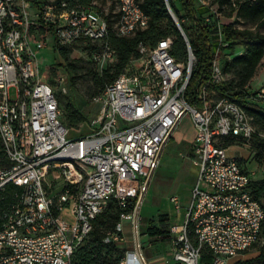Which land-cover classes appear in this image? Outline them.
<instances>
[{
  "label": "built area",
  "instance_id": "obj_1",
  "mask_svg": "<svg viewBox=\"0 0 264 264\" xmlns=\"http://www.w3.org/2000/svg\"><path fill=\"white\" fill-rule=\"evenodd\" d=\"M94 1L0 0V264H76L73 254L96 216L112 200L126 209L128 199L135 200L133 208L120 214L104 241L122 243L121 222L129 219L132 248L123 249L118 264H148L138 211L162 150L185 116L193 125L196 179L183 223L169 227L172 262L165 264H200L203 249L211 252V264H227L257 244L264 264V211L249 189L252 172L223 145L229 138L248 148L256 130L232 97L210 87L225 82L222 65L233 55L224 41L221 12L207 4L209 12L201 17L217 51H224L212 61L194 105L186 102L185 91L195 57L183 33L185 60L171 54L172 38L165 37L152 47L140 45L139 55L92 98L100 108L89 121L90 132L80 134L60 121L56 90L66 93L67 74L57 73L55 90L41 77L38 54L50 36L58 47L101 42L109 31V11L99 10ZM114 1L117 36L129 37L147 26L139 0ZM8 16H16L15 26H7ZM92 58L104 66L115 61V52L103 45ZM241 92L264 102V92L254 94L249 85ZM60 154L78 156L82 171L71 165L49 168L48 160ZM76 190L84 191L83 200H76ZM170 202L179 209L176 196Z\"/></svg>",
  "mask_w": 264,
  "mask_h": 264
},
{
  "label": "trees",
  "instance_id": "obj_2",
  "mask_svg": "<svg viewBox=\"0 0 264 264\" xmlns=\"http://www.w3.org/2000/svg\"><path fill=\"white\" fill-rule=\"evenodd\" d=\"M82 3H88L92 0H80ZM178 2L181 6V11L187 17H190L194 22V32L190 36L183 24L179 20V12L175 7ZM227 2L230 14H235L242 19L244 23L249 24V27L237 28L231 25H223L224 41L230 43V47L241 45L244 50L242 54L235 55L231 60L223 62L222 70L224 73L233 71L238 78V86L235 91L228 85L211 84L219 96L232 97L236 103L253 118L254 124L264 132V102L247 99L241 92V89L248 84L249 80L254 75L260 61L264 56V32L260 28L264 27V0H217L221 6ZM169 7L179 20V24L183 30L187 42L195 57V64L191 73L186 91L185 100L189 105H194V96L199 86L203 85L209 79L211 72V64L215 58L223 55V48L217 51V44L211 37V31L207 26L203 25V20L197 15L194 10L193 0H167ZM140 7L144 14L148 17V24L144 29L137 30L132 36L119 37L113 30L114 23L117 20L116 16L111 14V9L106 16L108 22V34L101 41V47L107 45L115 52V61L111 66H108L101 74H93L92 83L95 86L93 97L102 94L105 88L117 78L126 67L128 61L132 57H137L138 47L154 46L156 42L165 37L172 38L171 54L177 60H185L186 44L184 37L177 29L176 25L169 16L165 5V0H140ZM219 9V8H218ZM57 51L64 59H67V47L57 46ZM217 52V53H216ZM70 86H73L74 79L71 77V72H75L74 63H68ZM59 103V102H58ZM60 108V105H59ZM64 119L68 125L78 123L85 120L86 117L78 107H70V103L66 104L64 110ZM256 131L251 143L248 147L252 151L253 140L255 136H260ZM233 142L232 139L226 138L224 146L227 142ZM2 156L0 143V158ZM249 189L253 197L260 203L264 211V178L261 180H252ZM126 209H121L115 200L108 203L106 209L96 216L93 220V227L85 241L75 250L72 260L76 264H118L122 257L123 250H119L116 244L105 242V237L108 231H113L119 222V216L122 212H129L135 203L134 199H128ZM148 235H159L160 232L155 226L148 228ZM168 233V232H167ZM262 237L264 238V221L261 229ZM262 254L258 257L260 264ZM213 256L207 249H203L200 258V264H211ZM247 264H253V261H247Z\"/></svg>",
  "mask_w": 264,
  "mask_h": 264
},
{
  "label": "rangeland",
  "instance_id": "obj_3",
  "mask_svg": "<svg viewBox=\"0 0 264 264\" xmlns=\"http://www.w3.org/2000/svg\"><path fill=\"white\" fill-rule=\"evenodd\" d=\"M194 10L197 15L202 17L206 15L209 7L219 8L218 10L222 14L221 21L224 25H231L238 28L249 27V24L238 18L234 13L230 14L227 2L221 6L216 3L217 0H193ZM244 0H241L240 4ZM99 10L109 11L115 6L114 0H95L94 1ZM175 7L179 12V20L183 24L187 33L192 36L194 32V22L190 17H187L181 11V6L178 2L175 3ZM169 10L174 14L173 10L169 7ZM176 17V15L174 14ZM179 24V20L176 17ZM180 25V24H179ZM181 27V26H180ZM182 30V28H181ZM260 31L264 32V27L260 28ZM183 32V30H182ZM101 48V42L95 43H83L76 42L71 46L67 47L68 56L67 59L61 57L57 51V46L53 37H49L47 40L46 47L38 54L41 60L40 74L41 77L50 84L54 89H57L55 78L58 72H65L68 76L67 91L63 94L56 90V96L60 105V121L66 128L80 129V134H86L90 132L88 127L89 121L93 119L100 108L98 103L93 102L92 96L95 91L91 79L93 74H101L108 66L112 63H107L104 66H100L96 63L93 58V52L98 51ZM243 47L238 45L232 46L229 49L233 55L229 57L231 60L235 55V52L243 51ZM74 63L75 72H71V77L74 79L73 86H70L68 63ZM223 66V65H222ZM226 80L223 85H228L235 91L238 86V78L233 71L225 73ZM249 89L252 93L264 92V56L260 61L254 75L249 80ZM8 97L10 100L15 98L14 88H10L8 91ZM70 103V107H78L86 119L81 120L78 123L68 125L65 121L64 110L66 104ZM264 108V104H263ZM253 122V118H252ZM255 130L260 136H255L253 140L252 151L248 148L235 144L234 142H227L228 152L240 158L242 164L252 172V179L254 181L261 180L264 178V132L254 124ZM175 136L172 138L163 148L160 156L158 168L152 177L148 191L142 199L139 215L141 221L138 225L140 242L142 246L143 254L149 262L150 259L157 257L161 251L158 241L165 240L167 232L169 231L170 223L177 217L174 205L169 201V198L176 196L180 205V211L183 213L186 210L187 204L190 199L191 189L195 183V167L192 164V152L191 143L186 139L193 134V125L189 116H185L181 119ZM74 134L70 133L69 136ZM189 139V138H188ZM242 153V156H241ZM251 156V157H250ZM155 226L160 232L159 235L150 236L148 235V228ZM115 231H108L106 237H110ZM120 236L122 243L118 242L116 247L121 250L126 242H130L134 239V234L128 225H121ZM262 245L257 244L247 251H245L238 260H234L232 264H247L246 262L253 261V264H258V257L262 254ZM240 258V259H239Z\"/></svg>",
  "mask_w": 264,
  "mask_h": 264
},
{
  "label": "crops",
  "instance_id": "obj_4",
  "mask_svg": "<svg viewBox=\"0 0 264 264\" xmlns=\"http://www.w3.org/2000/svg\"><path fill=\"white\" fill-rule=\"evenodd\" d=\"M177 129V128H176ZM176 129L174 130V132H173V134H172V136H171V138H170V140L172 139V138H174V136H175V131H176ZM189 138V139H188ZM186 140L187 141H189L190 143H191V140H192V138H193V134L190 136V137H188ZM169 140V141H170ZM163 151V150H162ZM241 156H242V153H241ZM251 157V156H250ZM192 161V160H191ZM192 164H193V162H192ZM193 167H195V166H193ZM158 168V167H157ZM157 170V169H156ZM195 173H196V167H195ZM153 176H154V174H153ZM152 176V177H153ZM152 179V178H151ZM195 179H196V174H195ZM151 181V180H150ZM150 183V182H149ZM194 186V185H193ZM148 187H149V185H148ZM193 188V187H192ZM192 190V189H191ZM147 191H148V188H147ZM147 191H146V193H147ZM145 193V194H146ZM145 196V195H144ZM169 201H170V198H169ZM189 201H190V199H189ZM188 205H189V202H188V204H187V207H186V210L183 212V213H181V211H180V205H179V209H175V211L177 212V217L170 223V226L171 225H175V226H180L182 223H183V221H184V219H185V214H186V211H187V208H188ZM140 206H141V204H140ZM139 210H140V207H139ZM138 213H139V211H138ZM139 217H140V215H139ZM140 221H141V217H140ZM121 225L123 226V225H128L129 227H130V229H131V223H130V220L129 219H124L122 222H121ZM131 231H132V229H131ZM132 243H133V240H131L130 242H126L125 243V245H124V248L122 247V249H131L132 248ZM158 243H159V246H160V249H161V251L159 252V255L157 256V257H154V258H152V259H150L149 260V262H147L148 264H165V262H169V263H171L172 262V260H171V234L169 233V231H168V234H167V236H166V239L165 240H162V242L161 241H158ZM142 254H143V251H142ZM143 256H144V254H143ZM144 258H145V256H144ZM146 259V258H145ZM240 259V258H239ZM235 260H238V259H235ZM147 261V260H146ZM234 262V260L233 259H230V260H228L227 261V264H232Z\"/></svg>",
  "mask_w": 264,
  "mask_h": 264
},
{
  "label": "bare ground",
  "instance_id": "obj_5",
  "mask_svg": "<svg viewBox=\"0 0 264 264\" xmlns=\"http://www.w3.org/2000/svg\"><path fill=\"white\" fill-rule=\"evenodd\" d=\"M139 8L140 12H143L140 7L139 0ZM16 25V16H8L7 26H15ZM61 165H71V167H75V171H82V164H78V156H73L72 154H60L54 156L51 160H48L49 168H57ZM84 191L76 190V200H83Z\"/></svg>",
  "mask_w": 264,
  "mask_h": 264
},
{
  "label": "water",
  "instance_id": "obj_6",
  "mask_svg": "<svg viewBox=\"0 0 264 264\" xmlns=\"http://www.w3.org/2000/svg\"><path fill=\"white\" fill-rule=\"evenodd\" d=\"M165 5H166V8H167V10H168L169 5H168V3H167V0H165ZM168 13H169L170 18L172 19V21H173L174 24L176 25L177 29H178V30L180 31V33L182 34L183 32H182V30H181L180 25L178 24V22H177V20H176V17H175L174 14H173L171 11H169V10H168ZM182 36H183V34H182Z\"/></svg>",
  "mask_w": 264,
  "mask_h": 264
}]
</instances>
